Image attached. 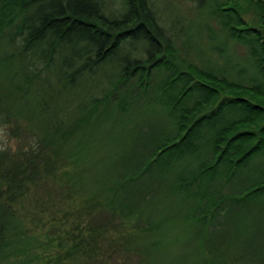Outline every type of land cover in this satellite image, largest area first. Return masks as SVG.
Listing matches in <instances>:
<instances>
[{"label":"trees","instance_id":"1","mask_svg":"<svg viewBox=\"0 0 264 264\" xmlns=\"http://www.w3.org/2000/svg\"><path fill=\"white\" fill-rule=\"evenodd\" d=\"M190 1L207 11L227 39L246 48L243 66L232 64L224 37L211 48L212 58L203 59L201 67L193 65L165 34L154 0H120L116 15L108 14L105 0H0V38L6 37L14 48L10 56L20 62L22 72L27 65L38 78L41 71L54 75L57 64V76L51 78L63 88H74L84 74L93 76L130 46L133 55L118 63L111 99L135 79L128 90L136 94L135 101L165 112L166 126L143 139L145 154L118 175L105 197L106 207L93 215L94 224L103 214L136 215L124 212L126 196L132 197L131 206L146 214L147 199L164 189L165 197L179 196L188 207L187 221L208 229L204 238L220 231L217 227L224 223L220 218L228 217L232 205L257 204L264 198V166L258 174L244 175L257 156L264 159V0ZM152 80L158 81L150 87ZM125 97L121 94L113 105L122 112L132 106ZM102 102H109L108 97L90 98L83 105L96 110ZM4 112L0 108V121ZM51 126L52 134L60 138L75 129L60 121ZM44 133L37 134L31 151L14 155L0 151V264L11 257L26 258L16 264L32 259L28 258L32 238L11 235L20 229L12 205L35 180L39 161L35 149L47 138ZM157 174L165 182L149 191ZM114 246L109 248L117 256ZM52 260L59 263L61 258L56 255Z\"/></svg>","mask_w":264,"mask_h":264},{"label":"rangeland","instance_id":"2","mask_svg":"<svg viewBox=\"0 0 264 264\" xmlns=\"http://www.w3.org/2000/svg\"><path fill=\"white\" fill-rule=\"evenodd\" d=\"M105 2L110 14L115 13L120 0ZM153 4L172 45L193 65L201 67L203 59L215 55L211 48L220 37L226 39L232 64L244 65L246 48L227 39L207 11L196 9L190 0H154ZM13 49L6 37L0 38V108L5 109L0 121V151L12 155L31 151L37 146V134H48L35 149L39 161L34 182L28 183L29 189L12 205V217L20 229L11 235L33 241L28 264H264V198L257 204L232 205L228 217L220 218L224 221L217 227L220 231L204 238L208 229L187 221L188 207L179 196L165 197L164 189L147 199L143 206L146 214L131 206L132 197L126 196L124 209L128 211L124 212L136 215L103 214L101 220L92 223L93 215L106 207L105 197L118 175L132 161L142 159L143 139L166 126L165 112L135 101L136 94L128 92L135 79L111 99L118 63L133 55L130 46L117 53L110 64L97 68L93 76L84 74L74 88H63L51 78L57 76V64L54 75L41 71L38 78L27 65L24 74L20 62L10 56ZM143 56L137 52V57ZM121 94L132 102L123 112L113 106ZM105 96L109 102L103 103L104 99L96 110L83 105L90 98ZM55 121L75 129L60 138L52 134L50 124ZM261 166L264 159L259 155L244 175L258 174ZM155 177L158 180L149 191L157 188V182H165L159 174ZM110 245L116 246L117 256ZM72 249L78 252L67 255ZM56 255L61 258L59 263L52 260ZM16 261L26 262V258L11 257L7 264Z\"/></svg>","mask_w":264,"mask_h":264}]
</instances>
